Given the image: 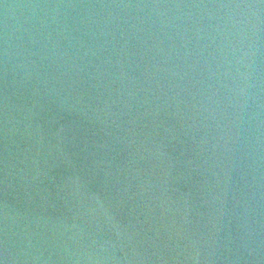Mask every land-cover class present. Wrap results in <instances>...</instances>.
Listing matches in <instances>:
<instances>
[{
  "label": "water",
  "instance_id": "95a60500",
  "mask_svg": "<svg viewBox=\"0 0 264 264\" xmlns=\"http://www.w3.org/2000/svg\"><path fill=\"white\" fill-rule=\"evenodd\" d=\"M0 264H264V0H0Z\"/></svg>",
  "mask_w": 264,
  "mask_h": 264
}]
</instances>
